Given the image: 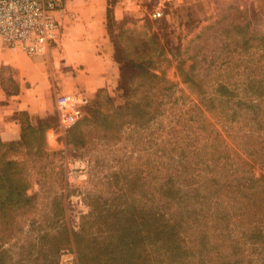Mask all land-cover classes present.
Returning a JSON list of instances; mask_svg holds the SVG:
<instances>
[{"label": "rangeland", "instance_id": "374dc122", "mask_svg": "<svg viewBox=\"0 0 264 264\" xmlns=\"http://www.w3.org/2000/svg\"><path fill=\"white\" fill-rule=\"evenodd\" d=\"M140 5L76 123L17 115L0 264H264V0Z\"/></svg>", "mask_w": 264, "mask_h": 264}, {"label": "crops", "instance_id": "0c3cea01", "mask_svg": "<svg viewBox=\"0 0 264 264\" xmlns=\"http://www.w3.org/2000/svg\"><path fill=\"white\" fill-rule=\"evenodd\" d=\"M64 1L69 14L61 38L46 54L28 55L5 46L0 38V138L4 142L22 138L20 112L35 121L56 113L58 93L80 90L91 99L102 88L115 87L121 69L107 28L109 13L117 21L142 16L140 3L148 0Z\"/></svg>", "mask_w": 264, "mask_h": 264}, {"label": "built area", "instance_id": "2783aa9c", "mask_svg": "<svg viewBox=\"0 0 264 264\" xmlns=\"http://www.w3.org/2000/svg\"><path fill=\"white\" fill-rule=\"evenodd\" d=\"M68 14L64 0H0V38L5 46L28 55L46 54L49 46L60 40ZM164 14L161 4L151 13L154 18ZM88 102L80 90L58 93L56 108L62 125L76 123Z\"/></svg>", "mask_w": 264, "mask_h": 264}, {"label": "trees", "instance_id": "16d2710c", "mask_svg": "<svg viewBox=\"0 0 264 264\" xmlns=\"http://www.w3.org/2000/svg\"><path fill=\"white\" fill-rule=\"evenodd\" d=\"M117 59L119 60L120 62V69H121V73H120V76L122 77V74H123V63L121 62V60L118 58L117 56ZM89 103V102H88ZM88 104L85 105L84 107V110L85 108L87 107ZM20 115L21 114H24V115H28L27 113L25 112H20L19 113ZM29 116V115H28ZM30 117V116H29ZM31 118V117H30ZM33 119V118H31ZM39 119H42V118H39ZM39 119H37L36 121H38ZM22 124H23V136L20 140L23 139V137L25 136V128H26V124L23 120H21ZM18 140V141H20ZM18 141H14V142H18ZM7 143H13V142H4L1 138H0V204L2 203H5L6 201H10L13 199V197H15V194L16 195H19V193H15L13 190L12 196H10V193H7L6 192V188L7 187H11V178L15 177L16 176V172H8L7 168H6V165H11V164H14L12 161H8L5 159V147H6V144Z\"/></svg>", "mask_w": 264, "mask_h": 264}]
</instances>
